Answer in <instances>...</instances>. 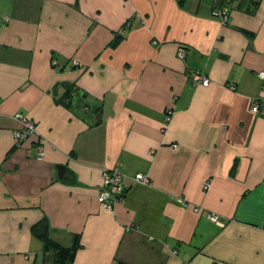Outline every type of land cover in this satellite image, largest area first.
<instances>
[{"label": "crops", "instance_id": "obj_1", "mask_svg": "<svg viewBox=\"0 0 264 264\" xmlns=\"http://www.w3.org/2000/svg\"><path fill=\"white\" fill-rule=\"evenodd\" d=\"M262 71L264 0H0V264H52L43 223L77 239L72 264H264ZM20 113L43 160L35 136L17 143ZM116 166L111 212L98 195Z\"/></svg>", "mask_w": 264, "mask_h": 264}, {"label": "built area", "instance_id": "obj_2", "mask_svg": "<svg viewBox=\"0 0 264 264\" xmlns=\"http://www.w3.org/2000/svg\"><path fill=\"white\" fill-rule=\"evenodd\" d=\"M230 8L228 5H221L219 2H216L215 6L213 7V14L217 18L220 19L221 22L228 23L229 15H230ZM4 20H9L7 16L3 17ZM158 41L156 40L153 44H156ZM178 57L181 59H186L187 55V49L185 47H180L178 51ZM54 63H57V61H54ZM75 65H79V61H74ZM259 78L264 80V71L258 74ZM190 78L192 81V84L197 86H204L209 85L210 80L205 72V70L202 69H193L190 72ZM252 108L251 110L256 113H263V107H264V101L262 98L258 97L252 100ZM171 111L167 113V121L169 122L171 120ZM16 120L21 124L20 128L13 131V134L15 135V138L17 140L18 145H20L25 140L31 138L32 136H35L37 138L36 142V154L34 157L38 160L44 159V149L45 145L40 140V133L37 129V124L34 122V120L30 119L27 115L20 113L17 114ZM177 145H174V148H176ZM134 181L137 183H142L145 185H150L151 180L149 176H146L142 173H138L136 176H134ZM103 182L102 186L100 188V192L98 195V200L100 201L102 207L104 210L107 211H114L117 207V204L124 201V197L127 192V177L122 171L121 167L116 166L115 168H104L102 172ZM209 181L205 182L204 189L209 188ZM181 203H185V200L183 198L180 199ZM199 209H197L198 211ZM208 220H212L216 222L219 225H224V221L219 219L218 215L215 213H208L207 214Z\"/></svg>", "mask_w": 264, "mask_h": 264}, {"label": "trees", "instance_id": "obj_3", "mask_svg": "<svg viewBox=\"0 0 264 264\" xmlns=\"http://www.w3.org/2000/svg\"><path fill=\"white\" fill-rule=\"evenodd\" d=\"M220 3V2H219ZM216 4V3H215ZM221 5H226L225 3ZM122 33V32H121ZM121 33H119L121 35ZM35 234L44 240L46 248L56 249V256L52 264H72L73 259L78 251L77 239L70 246L58 245L51 237H49V229L46 224H40L35 228Z\"/></svg>", "mask_w": 264, "mask_h": 264}, {"label": "water", "instance_id": "obj_4", "mask_svg": "<svg viewBox=\"0 0 264 264\" xmlns=\"http://www.w3.org/2000/svg\"><path fill=\"white\" fill-rule=\"evenodd\" d=\"M66 167L65 166H59V174L62 176L65 172Z\"/></svg>", "mask_w": 264, "mask_h": 264}]
</instances>
